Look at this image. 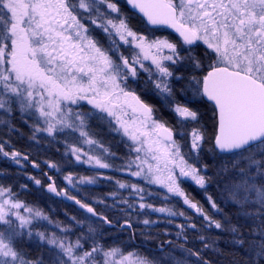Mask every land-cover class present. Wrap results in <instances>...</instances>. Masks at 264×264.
Returning a JSON list of instances; mask_svg holds the SVG:
<instances>
[{
    "label": "snow or ice",
    "instance_id": "snow-or-ice-1",
    "mask_svg": "<svg viewBox=\"0 0 264 264\" xmlns=\"http://www.w3.org/2000/svg\"><path fill=\"white\" fill-rule=\"evenodd\" d=\"M160 29L171 32L157 35ZM203 104L211 107L210 135ZM15 113L30 128L31 141L63 144L64 163L128 179L100 171L63 174L60 162L44 160L66 186L49 172H43L47 184L31 174L27 179L83 210L66 212L70 223L0 184V264H210L186 247L189 229L204 249L220 239L204 233H227L243 249L244 264H264V0H0V127L10 134L19 131ZM93 121L120 138L123 156L96 137ZM7 144L0 142V156L20 169L25 162L40 169ZM206 144L219 160L221 196L251 222L247 237L230 218H217L224 209L208 193L214 178L202 161ZM101 180L114 185L106 194L111 203L72 194ZM187 182L203 191L208 207L186 190ZM96 204L117 218L98 212ZM153 213L161 215L152 219ZM161 223L175 224V241H160L155 250L125 254L106 239L118 227L130 242L148 241ZM33 244L39 255L30 254Z\"/></svg>",
    "mask_w": 264,
    "mask_h": 264
},
{
    "label": "trees",
    "instance_id": "trees-1",
    "mask_svg": "<svg viewBox=\"0 0 264 264\" xmlns=\"http://www.w3.org/2000/svg\"><path fill=\"white\" fill-rule=\"evenodd\" d=\"M134 26L135 22H134ZM142 30V29H141ZM157 35H167L168 32L164 30H159L156 32ZM95 35L98 39H100L101 43L105 44L106 40L104 39V35H102L98 30ZM179 87V85H177ZM140 91V89H137ZM141 95L144 99L149 100L150 102L156 104L159 107V102L155 99V97L145 94L141 92ZM201 111L204 113V119L209 129V135L213 129V122L211 119V107L207 104H203L201 106ZM167 115V114H166ZM12 122L15 124L16 128L19 131L9 133L8 129H0V142L7 140L8 144L6 145V150L11 151L13 149L18 150L22 153H28L30 160H35L39 162L40 169H34L30 164L26 163V167L24 169H20L17 166H14L7 162H0V172H4L5 175L0 176V184H4L13 188V190L20 194V199L25 201L30 205H36L45 210V212L49 213L54 219H58L64 221V218L67 216L65 213L67 212L69 215H80L82 211L78 210L75 206L59 199L53 197L52 195H44L41 191V187L37 188L34 183L27 179V174H31L36 176L37 178L43 181V184H47V178L43 175V172H49L56 179V183L60 187H64L62 184V175L58 176L54 174V170H49L47 166L43 163L44 160H52L56 162H60L62 165L63 174L69 173V168L72 166L71 164L62 163L61 162V152L57 151L53 145L49 146L47 143L36 144L35 142L29 139V132L26 126L22 124V122L13 116ZM92 131L95 133L96 137L102 141L107 146L111 147V150L121 154L122 145L119 142V138L115 136L113 133H110L107 129V126L93 121L92 122ZM209 145H205L204 153L202 155V161L209 163L208 174L213 176V182L210 184L208 188V193L212 195L214 198L218 200L221 207L224 209V212L221 216L217 218H230L233 224H238L241 226V231L247 237L249 229L251 227V223L245 222L242 220V217H237V212L234 207L229 205L221 196L220 189L217 187L215 182V171L216 164L219 163V160H213L212 153L208 151ZM76 174L75 171H73ZM83 175H88L84 173ZM27 184V190H21L20 185ZM186 190L189 191L196 200H199L205 207H208L203 191L194 189L192 186L185 184ZM107 190L104 192L102 197L104 198L107 194ZM98 212H103L100 209L96 208ZM107 216L112 219H116L118 213L113 212H105ZM190 215V214H189ZM192 216V215H190ZM68 219V217H67ZM198 225L202 223L199 219H193ZM65 222V221H64ZM137 228L143 227L142 225H136ZM164 229L161 227L153 228L151 235L153 239L144 241L143 237L138 238L134 242H130L128 238V233H121L119 228L109 229L106 234V239L109 243H114L116 245H120L124 253L128 252H139L144 253L145 249L155 250L157 244L163 240H173L175 241V231H168L169 235H164ZM209 240L219 239V243L213 249H204L203 243L197 239V232L193 230H188L187 232V242L186 247L192 248L193 250L200 251L203 258L210 261V264H244V251L242 248L234 247L228 234L224 232H218L211 230L210 232L204 233ZM183 242V241H181ZM170 247V246H166ZM29 252L32 255H39L40 250L34 246L29 247ZM177 255H180L177 252ZM192 261H195V257L190 258Z\"/></svg>",
    "mask_w": 264,
    "mask_h": 264
},
{
    "label": "rangeland",
    "instance_id": "rangeland-1",
    "mask_svg": "<svg viewBox=\"0 0 264 264\" xmlns=\"http://www.w3.org/2000/svg\"><path fill=\"white\" fill-rule=\"evenodd\" d=\"M98 31H99V30H98ZM100 33H101V32H100ZM101 34H102V33H101ZM102 35H103V34H102ZM105 44H106V43H105ZM14 115H15V117H17V118L19 119V113H15ZM19 120H20V119H19ZM20 121H21V120H20ZM22 124H23L24 126L27 127L28 132H29V134H30V131H31L30 128H29L26 124H24V123H22ZM0 129H7V128L0 127ZM113 134H114V133H113ZM114 135H115V134H114ZM115 136H116V135H115ZM117 137H118V136H117ZM118 138H119V137H118ZM119 140H120V138H119ZM120 144L122 145V149H121V154H120V156H123V155L125 154V152H126V149L124 148V146H123L122 143H120ZM53 147H54L56 150H57V148H59V151L61 152V154H62L63 151H64L63 144H54ZM61 157H62V155H61ZM65 159H67V158H63V157H62L61 162L63 163ZM0 162H7V163L12 164L9 160H7L6 158H4V157H2V156H0ZM12 165H14V164H12ZM71 165H72V166L69 168L68 171H69V172H72V173H74L73 171H75L77 175H83L84 173H87L88 175H90V174L93 173V171H100V172H106L108 175H112V176H115V177H119V178H121V179H128V177L123 176L121 173L108 172L107 170H103V169H101V170H94V169L89 168L87 165L76 164L75 162H73ZM14 166H16V165H14ZM17 167H18V166H17ZM54 174H57V173H55V171H54ZM57 175L60 176V174H57ZM61 175H62V174H61ZM61 179H62V184H63L64 187H65L66 185H65V182H64V180H63V175H62ZM185 184L192 186L194 189L200 190V189L196 188L193 184H191V182H187V183H185ZM35 186H36V185H35ZM36 187H37V186H36ZM79 187L81 188V191H80V192H76L75 190H73V191H72V194L75 195V196H77V198L87 199V202L92 203L93 198H95V197H102V195L104 194V192H105L106 190H107L108 193L111 192V191L113 190V188H114V185H113L111 182H109V181H103V180H101V181H100L98 184H96V185H81V186H79ZM149 187H150V188H155V186H149ZM37 188H39V187H37ZM155 190H156V191H162V190H160V189H155ZM41 191H42L43 194L46 195V196L51 195L50 193H47L43 187L41 188ZM121 191H123L124 194L127 195V192H126V191H124V190H121ZM104 198L107 199L108 203H111V200L108 199L107 196H105ZM175 199H176V198H173V200H175ZM149 200H150L151 202H153L156 206H160V205H161V200H160L158 197H150ZM176 206H177L178 208H183V207H185V206L182 204V202L177 203ZM95 207L98 208V209H100V210L103 211V212H113V213H117V212H115V211H113V210L105 211V209H104V205L96 204ZM187 211H188V214L192 215L193 219H197V220L200 219V220H201V218L197 217V216L195 215V213H194L191 209H188ZM160 215H161V214H159V213H153L151 218H152V219H156V218H157L158 216H160ZM242 220L245 221V222L251 223L250 221H246L244 218H242ZM64 221H65V223H70V221L67 219V217L64 218ZM175 223H184V220H183V218H176ZM155 227H161L162 229L167 230V231H175V232L177 231V229L175 228V224L168 225V224L161 223V224H157V225H155L154 228H155ZM189 230H191V229H189ZM213 231H216V230L213 229ZM73 238H74V237H73ZM32 246L36 247L35 244H33ZM36 248H37V247H36ZM125 254H127V253H125Z\"/></svg>",
    "mask_w": 264,
    "mask_h": 264
},
{
    "label": "water",
    "instance_id": "water-1",
    "mask_svg": "<svg viewBox=\"0 0 264 264\" xmlns=\"http://www.w3.org/2000/svg\"><path fill=\"white\" fill-rule=\"evenodd\" d=\"M161 30H164V31H166V32H171V30L170 29H161ZM50 170V169H49ZM52 195V194H51ZM53 197H56V196H54V195H52ZM56 198H59V199H61V200H63L61 197H56ZM63 201H65V202H67V203H69V204H71V205H73V206H75L77 209H78V206H76L72 201H67V200H63ZM80 211H83V210H80Z\"/></svg>",
    "mask_w": 264,
    "mask_h": 264
}]
</instances>
